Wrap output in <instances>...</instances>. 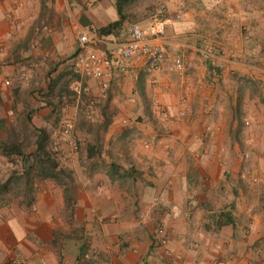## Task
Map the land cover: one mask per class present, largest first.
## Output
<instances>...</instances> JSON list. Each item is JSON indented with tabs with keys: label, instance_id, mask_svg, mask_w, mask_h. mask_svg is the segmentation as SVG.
I'll list each match as a JSON object with an SVG mask.
<instances>
[{
	"label": "crops",
	"instance_id": "0c3cea01",
	"mask_svg": "<svg viewBox=\"0 0 264 264\" xmlns=\"http://www.w3.org/2000/svg\"><path fill=\"white\" fill-rule=\"evenodd\" d=\"M134 5V15H126L101 48L110 51L135 23L153 36L161 19L165 36L157 41L197 65L189 83L175 73L114 71L108 98L99 100L101 110L116 113L103 147L135 137L136 144L117 154L128 158L121 163L128 173V167L142 172V190L116 193L110 188L116 178L107 169L100 177L92 167L96 158L85 148L70 152L62 146L73 176L67 184L70 199L64 185L46 179L30 206L1 207L0 264H77L82 239L59 235L58 229L66 211L67 219L91 221L86 231L96 233L95 206L109 216L101 225L108 264H264V143L254 152L258 162L242 164L239 158L241 135L254 147L264 139L259 99H264V69L250 63L264 60V0H135ZM162 8L165 13L156 17ZM119 17L117 0H0V59L12 58V76L36 103L30 114L35 124L49 125L54 111L61 112L56 120L62 123L82 119L78 111L86 100L68 103L57 87L73 70L79 48L74 26L92 24L98 30ZM206 43L222 60L201 57L197 49ZM83 80L90 94L99 96L98 81ZM91 103L97 114L99 107ZM159 109L167 111L163 117ZM139 116L145 117L137 125L139 135H124L123 124ZM159 126L171 134H161ZM202 135H217L220 144L225 135V145L209 150ZM145 139H151L150 149L142 146ZM168 139L175 146L171 156L164 148Z\"/></svg>",
	"mask_w": 264,
	"mask_h": 264
},
{
	"label": "rangeland",
	"instance_id": "374dc122",
	"mask_svg": "<svg viewBox=\"0 0 264 264\" xmlns=\"http://www.w3.org/2000/svg\"><path fill=\"white\" fill-rule=\"evenodd\" d=\"M134 8L135 5L132 3L129 7L125 9L126 15L132 14L134 15ZM1 47H4L1 45ZM223 55V54H221ZM17 61V60H16ZM14 63V61H13ZM252 66L257 69L261 68L264 69V60H260L256 63H252ZM80 76L76 74L73 70L66 76L64 79H62V82L59 86V90L64 93L68 98V103H70L71 99H78V100H86L84 101L85 104L82 105V108L80 109L81 117L82 119H78L75 121V123H69L70 126V132H71V138L76 140L77 143V150H74L72 152H77L81 148L88 147L90 144L97 143L98 146L101 147V151L99 154V159L94 162L96 165L92 166L97 171L99 176L102 177L105 174V166L104 164L101 165L102 162L108 161L107 165L110 163H115L118 165L117 171H113L114 176L116 178V182L110 184V188L114 190L116 193L121 192H134L139 193V191L142 190V183L145 181L142 177V172H140L136 168H130L131 175L128 174V170L124 169V166L121 164L129 163L128 158H124V156H119L117 153H120L123 150L132 147L133 144H136L137 141L135 137L133 139L131 138L129 140H122V141H116L113 145L110 146V148H104L102 140L104 139V135H108V132L110 130V127L112 126V115L114 113V109H107L104 110L100 107H102V103L99 102L101 100L104 102L108 97H101V96H93L90 94V89L87 87L89 86L86 80L82 81L83 84V92L78 95L73 89L72 84H74L75 80H79ZM9 81L8 84L5 82ZM58 90V91H59ZM18 91V92H17ZM58 93V92H57ZM12 94L15 95V100L12 102ZM260 94V93H259ZM0 141L8 140L14 138H19L21 141L26 140L27 147L24 148L25 153L30 151V148L32 144H34V141L37 137L38 130L40 128H43L46 130V133L49 135L47 140V146L52 152H58L55 156L57 157L58 163L62 169H65L68 173L70 172L66 166V157L63 159L64 155L63 153V147H68V145L62 140V130H63V123L60 121H57L58 117H60L61 112L60 111H54L53 116V122H50L49 125H41L39 122L36 124L31 120V112L34 111V107L36 106V103L30 100L29 94H27L26 91L22 90L20 87V83L15 79V77L12 76V58H1L0 59ZM36 97V96H33ZM259 97V95H258ZM260 100H264L263 97L259 98ZM96 100V101H95ZM91 103L92 106L99 107L98 113L95 112L92 113V110H95V107L91 109L88 107V104ZM62 101L58 102V104L61 106L63 103ZM89 102V103H88ZM99 102V103H98ZM38 109V108H37ZM157 111V110H156ZM160 111V112H159ZM159 115L163 117L162 112H167L164 109L158 110ZM116 114V113H114ZM159 116V117H160ZM35 119V118H34ZM145 117L139 116L136 117L132 123L129 124H123L124 127H126V130L124 131V135H139L141 130L138 128L137 125L139 123H142V120L144 122ZM150 120L153 122L154 118L150 117ZM129 121V120H128ZM167 121V120H166ZM153 125L155 123H152ZM122 125V124H121ZM112 129V128H111ZM159 131L161 134H171L170 131H165V128L163 126H159ZM164 130V131H163ZM165 137L172 136V135H163ZM217 135H202V143H205V147L207 149L215 148L218 149L219 147L222 148V146L225 145L224 137L225 135H220V140L223 141V143L220 144L219 140H216ZM248 135H241V140H239V158L242 164H246L249 161H252L253 159L258 158V155H255L254 152L256 149H259L262 147L261 144L264 143V139L258 141L257 145L249 146L250 144L246 141V137ZM145 141H150V147H145L144 143ZM31 144V145H30ZM129 144V145H128ZM142 146L145 149H150L152 147V141L151 139H145L141 142ZM173 144V145H172ZM63 146V147H62ZM167 149V156H171L174 151V141L167 140V142L164 143V148ZM259 147V148H258ZM215 152V151H214ZM103 155V156H102ZM231 161V160H230ZM229 161V162H230ZM28 163V159L26 155H12L10 157H7L3 155L0 152V181L4 182L7 179L11 177L13 174L19 173L23 171V167ZM258 162V160H257ZM106 163V162H105ZM66 172V174H67ZM141 173V174H140ZM34 174V173H33ZM243 174L246 175V172ZM68 180L72 183V178ZM48 180V179H47ZM46 179H38L37 177H33V184L32 189L30 192L26 194L24 185L22 183L10 185L9 191L6 192L4 195L5 200H9L10 203H18L21 207H28L29 202L34 199V196L39 193L40 188L42 186H45L47 184ZM51 180V179H50ZM53 181V180H51ZM56 181V180H55ZM53 181V182H55ZM67 181V179H66ZM57 182V181H56ZM55 182V183H56ZM58 183V182H57ZM20 202V203H19ZM9 204V205H11ZM22 204V205H21ZM13 205V204H12ZM94 209L93 212H91V220L92 222H98L99 224L96 225V228L93 230L96 231V233L88 232L89 228L86 225L87 223H90L91 221L87 220L86 218H83L81 220H75L72 221L68 217L67 212L65 211L64 217L62 218V221H65L64 227L60 226L62 228L58 229V231H61L59 235L63 236H70L74 238H80L82 239V244L87 245L86 251L88 252V256L83 259L82 264L91 263V264H108L109 262V256L108 253L105 250L104 241L102 237V223L105 219H109L108 215L102 214L99 212L97 207H92ZM101 215V220H98L96 218L97 216ZM67 219V220H65ZM71 221V223H69ZM101 239V242H100ZM115 244H113L114 247ZM264 255V253H262ZM16 260V259H14ZM13 260V261H14ZM18 264H21L20 260H17Z\"/></svg>",
	"mask_w": 264,
	"mask_h": 264
},
{
	"label": "built area",
	"instance_id": "2783aa9c",
	"mask_svg": "<svg viewBox=\"0 0 264 264\" xmlns=\"http://www.w3.org/2000/svg\"><path fill=\"white\" fill-rule=\"evenodd\" d=\"M162 8L156 17L165 13ZM76 40L79 48L75 54L72 66L73 71L80 76L79 81L72 84V89L80 95L83 92V78H91L98 81L99 96L107 97L110 88V79L114 71L127 72L133 68H140L147 73L168 72L178 75L183 83L192 80V72L196 68V62L187 58L183 53H169L166 46L157 41L165 36V25L161 19L154 24V35L149 36L137 23L127 29V36L113 44L108 51L100 47L104 42L94 25L89 24L74 26ZM202 58L217 59L223 55H217L214 46L206 43L197 49ZM219 59V61H221ZM6 84L9 81L5 82ZM62 140L70 146V152L77 150L76 140L71 138L70 126L63 122ZM145 147H150V141H145ZM64 155L63 159H65Z\"/></svg>",
	"mask_w": 264,
	"mask_h": 264
},
{
	"label": "trees",
	"instance_id": "16d2710c",
	"mask_svg": "<svg viewBox=\"0 0 264 264\" xmlns=\"http://www.w3.org/2000/svg\"><path fill=\"white\" fill-rule=\"evenodd\" d=\"M134 2L135 0H117V10L120 16L119 19L98 29L99 34L101 36L107 37L111 34L115 35L116 33H118V30L121 29L123 21L126 18L124 10ZM48 136L49 135L46 133V130L40 128L38 130L34 144H32L30 151L26 153L24 150V148L27 147L26 140L23 143V141L16 137L14 138V140L8 138V140L5 139L3 141H0V152L3 155L10 157L12 155L20 154L23 156L26 155L28 159V163L26 162L22 172H14L13 174L16 175H11V177L4 182L0 181V208L10 204L9 200H5L4 195L7 191H9L10 185H12V183H22L27 194V192L29 193L32 189L34 176L38 179H51L53 181L56 180L59 184L64 185L66 200L70 199L69 192L71 190V187L67 186V184L68 180L71 179V173H68L65 169H62L60 167L57 157L55 156L58 152H52L48 148ZM85 149L89 158H96V160L100 158L99 154L102 149L97 145V143L90 144L88 145V147H85ZM102 163L108 170L109 176L115 179L112 169L114 171H117L118 165H116L115 163H110L109 165L105 164L104 162ZM128 174L131 175V171ZM30 204L31 202H29L28 206H30ZM86 248L87 245H81L80 253L77 257V264H82L83 259L88 256Z\"/></svg>",
	"mask_w": 264,
	"mask_h": 264
}]
</instances>
